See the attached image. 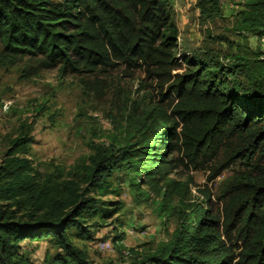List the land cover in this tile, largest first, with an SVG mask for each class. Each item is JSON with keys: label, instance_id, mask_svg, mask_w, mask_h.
Returning <instances> with one entry per match:
<instances>
[{"label": "trees", "instance_id": "16d2710c", "mask_svg": "<svg viewBox=\"0 0 264 264\" xmlns=\"http://www.w3.org/2000/svg\"><path fill=\"white\" fill-rule=\"evenodd\" d=\"M175 2L0 0L1 64L36 58L28 74L58 64L62 72L140 67L163 100L170 98L127 100L121 135L112 136L111 146L95 143L68 170L34 166L32 124L23 122L0 148V264H34L22 242L43 237L58 248L51 261L60 264H264V55L238 50L225 61L211 50L180 54ZM197 6L202 22L223 16L220 0ZM237 15L239 33L264 36V0H246ZM175 152L195 169L214 163L210 179L233 163L244 165L220 187L217 210L209 190L206 207L184 200L192 178L170 176ZM116 169L128 173L140 197L149 195L143 183L162 193L164 212L176 211L175 195L185 208L177 209L171 237L156 247L130 248V262L95 263L75 238L96 239L89 216L117 211L102 198L119 194Z\"/></svg>", "mask_w": 264, "mask_h": 264}, {"label": "rangeland", "instance_id": "374dc122", "mask_svg": "<svg viewBox=\"0 0 264 264\" xmlns=\"http://www.w3.org/2000/svg\"><path fill=\"white\" fill-rule=\"evenodd\" d=\"M242 1L220 0L223 16L202 22L198 19L200 14L195 13L197 0H176L174 7L183 5L189 16L185 29L181 31L177 24L178 52L194 55L211 50L222 55L225 61L238 50L252 57L264 55V36L252 32L245 35L234 27ZM173 12L176 13L175 8ZM173 12L171 17L176 22ZM36 63L37 59L29 56L14 64L0 63V148L8 144L23 122L32 124L33 140L29 143L28 154L34 166L42 171L72 168L87 159L94 151L95 143L111 146L112 136L115 133L121 135L126 126L123 113L127 100L162 99L163 104L170 101L168 95L163 100L155 82L140 67L134 70L118 66L95 72H62L58 64L28 74L33 70L30 66ZM176 71H183V68ZM164 92L168 93L167 89ZM173 157L176 159L170 176L181 180L192 178L184 200L199 202L206 207V190H209L215 210L222 203L217 195L224 181L244 168L238 161L210 179L214 163L195 169L182 162L177 152L169 156ZM129 177L125 170L116 169L112 181L119 194L102 195L109 202L107 206H119L116 212L111 216H103V211L89 216L88 222L93 224L96 239L75 238L95 263L108 259L130 262L135 258V254L131 256L130 248L145 251L156 247L171 237L178 225L177 209L185 208L180 196L175 195L171 204L177 207L176 211L170 204L175 212H164L160 207L162 193L143 183L142 188L148 189L149 195L140 197L130 185ZM104 240L111 242V248L99 249ZM22 244L34 264H60L51 261L58 248L49 238L27 239Z\"/></svg>", "mask_w": 264, "mask_h": 264}, {"label": "crops", "instance_id": "0c3cea01", "mask_svg": "<svg viewBox=\"0 0 264 264\" xmlns=\"http://www.w3.org/2000/svg\"><path fill=\"white\" fill-rule=\"evenodd\" d=\"M192 1H195V0H192ZM245 1L246 0H243L242 2V5L238 8V9H242L244 6H245ZM236 6H239V4L237 3ZM175 12H173V16L175 17L176 15V22L180 28V30L182 31L183 29H185L187 25V22L189 21V16H188V13H187V8L183 7V5H179L178 8L179 10H177L178 8L175 6ZM196 15H199L200 14V9L199 7H196V11H195ZM180 18V19H179ZM174 19V18H173ZM199 19V17H198ZM198 22L200 23V21L198 20ZM198 24V23H197ZM193 27H190V29H192ZM180 31V33H181Z\"/></svg>", "mask_w": 264, "mask_h": 264}, {"label": "built area", "instance_id": "2783aa9c", "mask_svg": "<svg viewBox=\"0 0 264 264\" xmlns=\"http://www.w3.org/2000/svg\"><path fill=\"white\" fill-rule=\"evenodd\" d=\"M109 248H111V242L109 240L102 241L99 247V249H102V250H107Z\"/></svg>", "mask_w": 264, "mask_h": 264}]
</instances>
